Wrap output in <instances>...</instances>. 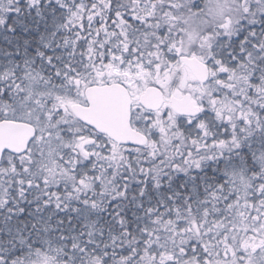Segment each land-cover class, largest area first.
Masks as SVG:
<instances>
[{
  "label": "snow or ice",
  "instance_id": "1",
  "mask_svg": "<svg viewBox=\"0 0 264 264\" xmlns=\"http://www.w3.org/2000/svg\"><path fill=\"white\" fill-rule=\"evenodd\" d=\"M0 264H264V0H0Z\"/></svg>",
  "mask_w": 264,
  "mask_h": 264
}]
</instances>
